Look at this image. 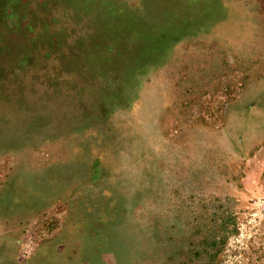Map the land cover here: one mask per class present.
<instances>
[{
  "label": "rangeland",
  "instance_id": "rangeland-1",
  "mask_svg": "<svg viewBox=\"0 0 264 264\" xmlns=\"http://www.w3.org/2000/svg\"><path fill=\"white\" fill-rule=\"evenodd\" d=\"M0 264H264V0H0Z\"/></svg>",
  "mask_w": 264,
  "mask_h": 264
}]
</instances>
